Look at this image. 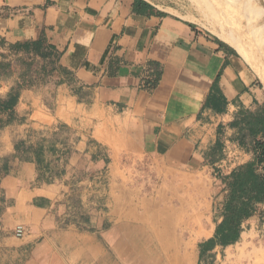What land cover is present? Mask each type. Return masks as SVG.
<instances>
[{
  "label": "crops",
  "instance_id": "0c3cea01",
  "mask_svg": "<svg viewBox=\"0 0 264 264\" xmlns=\"http://www.w3.org/2000/svg\"><path fill=\"white\" fill-rule=\"evenodd\" d=\"M41 33L63 69L42 80L35 74L52 55L42 60L30 47L16 49ZM24 59L37 64L21 76ZM150 63L160 74L145 89ZM12 95L0 111V158H9L0 185L11 198L12 224L27 233L2 236L0 246L45 245L49 235L70 233L55 229L53 214L63 210L58 189L37 180L33 158L13 157L14 143L36 131L48 136L59 123L75 132L71 145L59 147L66 152L61 165L67 173L106 168L111 199L129 167L146 174L148 166L171 181L192 180L205 167L228 174L253 160L255 140L264 142V128L250 123L264 118L253 67L232 44L161 0H0V100Z\"/></svg>",
  "mask_w": 264,
  "mask_h": 264
},
{
  "label": "rangeland",
  "instance_id": "374dc122",
  "mask_svg": "<svg viewBox=\"0 0 264 264\" xmlns=\"http://www.w3.org/2000/svg\"><path fill=\"white\" fill-rule=\"evenodd\" d=\"M161 1L196 21H208L211 11L216 22L231 29L241 42L243 53H238L253 67L257 83L264 89V57L255 41L252 9L239 0ZM42 73L40 70L34 78L42 80ZM75 139V132L57 123L48 136L36 131L27 139L18 140L32 147L24 155L35 163L39 160L37 180L59 191L58 202L63 210L53 214L55 229L68 228L70 233L49 235L45 245H37L40 241L28 246L2 245L0 264H29L37 259L39 264H253L255 260L264 264V205L242 223L243 233L237 241L225 246L205 244L220 222L216 215L224 195L217 174L210 167L201 169L189 181L161 180L148 166L143 167L146 174L129 167L128 179L120 184V196L111 199L107 196L106 168L95 174L83 170L67 173L61 165L66 152H59L60 145H71ZM84 195L87 198L82 201ZM10 203L11 198L5 196L0 185V238L12 235L20 239L27 231L21 237L15 235L19 224H12L7 212ZM202 224L209 235L197 238L187 248L190 234ZM156 230L164 231L163 237ZM166 242H174L176 249Z\"/></svg>",
  "mask_w": 264,
  "mask_h": 264
},
{
  "label": "trees",
  "instance_id": "16d2710c",
  "mask_svg": "<svg viewBox=\"0 0 264 264\" xmlns=\"http://www.w3.org/2000/svg\"><path fill=\"white\" fill-rule=\"evenodd\" d=\"M31 48L36 52L42 60L52 55L53 47L47 43L44 35L41 33L36 39L29 42H23L16 46V49L25 50ZM53 61L48 68L41 65L42 76L51 74L53 70L61 67L56 66V56L52 55ZM37 64L32 60H22L20 65L22 68L21 76L29 73V71ZM153 66L152 84L153 87L158 81L160 70L154 63H150ZM3 73L7 70L3 68ZM148 82V80H146ZM15 100L12 95L8 100H0V111H4L7 107H10ZM250 123L254 127L264 128V118L250 119ZM32 149L31 146H25L24 141H18L14 144L13 157L19 159H28L29 156L24 155L28 150ZM254 158L250 162L239 164L234 167L228 174L217 173V178L221 185V191L224 192L221 198L219 209L217 210L216 218H220V222L217 223L213 237L205 242V244L215 245L216 243L222 246L228 245L237 241L241 231H243L242 223L251 217L258 209L259 205L264 202V142L261 139L255 140L250 147ZM4 163L1 165L0 176L7 170V161L9 158L2 159ZM41 162V161H40ZM39 165V160L36 161ZM48 166V162H45L44 167Z\"/></svg>",
  "mask_w": 264,
  "mask_h": 264
},
{
  "label": "bare ground",
  "instance_id": "6f19581e",
  "mask_svg": "<svg viewBox=\"0 0 264 264\" xmlns=\"http://www.w3.org/2000/svg\"><path fill=\"white\" fill-rule=\"evenodd\" d=\"M243 6L252 9L253 11V21H252V26L253 29L256 33V43L259 45L260 47V53L262 54V56L264 57V1L263 0H239ZM208 8V7H207ZM186 14V13H185ZM202 15V14H201ZM200 16V15H199ZM209 19H207L208 21H201V20H197L196 22L198 24H200L202 27H204L205 29H207L208 31H210L211 33L215 34L216 36H218L219 38L227 41L228 43L232 44L236 50L240 53H243V48L241 45V42L238 40V38L235 36L234 32L231 31V29H225L224 26H220L219 23L216 22L217 19H215L212 15H211V11L209 13V15H207ZM211 17V18H210ZM189 18V17H188ZM202 18V17H201ZM199 18V19H201ZM194 21V19H193ZM218 21V20H217ZM128 204V203H127ZM118 208V206H117ZM119 209V208H118ZM135 212V211H134ZM124 213V212H123ZM122 213V214H123ZM143 213V212H142ZM146 213V212H145ZM141 214V213H140ZM163 214V213H162ZM143 215V214H142ZM153 215V214H152ZM166 215V214H163ZM123 216V215H122ZM126 217V216H125ZM164 217V216H163ZM166 217V216H165ZM122 218V217H121ZM133 218V217H132ZM139 218V217H138ZM147 218V217H146ZM134 219V218H133ZM153 219V218H152ZM141 220V219H140ZM151 220V218H150ZM155 220H158V218L155 217ZM143 221V219H142ZM153 224V223H152ZM144 226V225H143ZM204 225H200L198 227L197 230H193V232L190 234L192 235V237L189 239V241L187 242V248H191L192 242L195 241L197 238L201 237V236H208L209 232L206 231L204 229ZM154 229V228H153ZM156 234L161 237L164 233V231H160V230H156L155 231ZM163 237V236H162ZM164 239V238H163ZM108 240V239H107ZM106 242V239L104 240ZM162 241V240H161ZM160 242V241H159ZM111 243V242H110ZM109 243V244H110ZM169 245H173V247L175 248V243L171 242L168 243ZM177 244L179 242H176ZM162 246L165 248V242L162 241L161 242ZM185 244V243H184ZM110 248V247H109ZM186 248V247H185ZM176 249V248H175ZM183 250V249H182ZM187 251V250H186ZM185 252V251H184ZM181 254V253H180ZM188 254V253H186ZM166 255V254H165ZM183 254L180 255V257ZM173 258L175 256H172ZM170 258V256L168 257V259ZM178 258V257H177ZM175 259V258H174ZM170 261L172 262L173 260L170 259ZM38 263V262H37ZM32 264V263H31ZM39 264V263H38ZM253 264H263V263H259L257 260H255V262Z\"/></svg>",
  "mask_w": 264,
  "mask_h": 264
},
{
  "label": "built area",
  "instance_id": "2783aa9c",
  "mask_svg": "<svg viewBox=\"0 0 264 264\" xmlns=\"http://www.w3.org/2000/svg\"><path fill=\"white\" fill-rule=\"evenodd\" d=\"M153 73V71H152ZM152 74H148L145 78L142 79V82H141V86L145 89H151L153 87V84H152ZM148 80V82L146 81ZM26 232V229L23 225H17L16 228H15V235L17 237H21L25 234Z\"/></svg>",
  "mask_w": 264,
  "mask_h": 264
}]
</instances>
